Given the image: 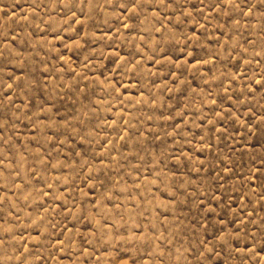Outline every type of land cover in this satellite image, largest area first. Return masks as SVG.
<instances>
[{
    "label": "rangeland",
    "instance_id": "1",
    "mask_svg": "<svg viewBox=\"0 0 264 264\" xmlns=\"http://www.w3.org/2000/svg\"><path fill=\"white\" fill-rule=\"evenodd\" d=\"M0 264H264V0H0Z\"/></svg>",
    "mask_w": 264,
    "mask_h": 264
}]
</instances>
